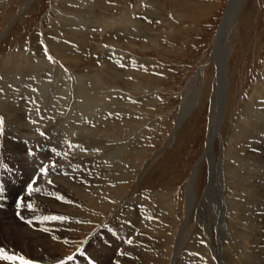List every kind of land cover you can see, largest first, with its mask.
I'll return each mask as SVG.
<instances>
[{
	"label": "rangeland",
	"instance_id": "obj_1",
	"mask_svg": "<svg viewBox=\"0 0 264 264\" xmlns=\"http://www.w3.org/2000/svg\"><path fill=\"white\" fill-rule=\"evenodd\" d=\"M84 1L0 0V73L8 71L9 68H12V73L27 76L40 71L38 65L54 54L52 52L54 41L59 38L69 40V32L75 25L74 19L80 17L83 22L80 29L86 30L83 28L85 26L88 31L84 40L80 43L76 42L79 54L67 53L68 55L64 56L66 59L63 62L66 69L71 73H86L96 68L102 69L106 86L109 90L112 89L110 92H114L108 98V103L113 104L110 106L114 108L116 107L114 103L120 102L121 105H125L123 109L128 107L120 111L119 109L109 111L108 104L105 105L108 106L105 109L110 113L105 112V118L99 119L93 125L91 132L84 131L89 132L88 136L93 138H109L113 146L123 142L124 154L116 150L114 154L107 157L106 163L103 162L105 164L99 165L103 169L107 168L110 176L113 177L111 179L112 181L114 179L115 186L112 188L123 189L119 191L111 188L110 192L108 191L110 197L102 194V197H97L93 202L89 200L90 198L82 200V208H88L89 212L85 211L80 215L78 213L73 215L70 213V208H63L49 202H45L40 211L47 216L53 213L61 215L63 218L61 222L65 225L70 226L75 219L81 223H87L86 229L79 224L70 234L71 242L63 255L65 259L63 262L68 264L69 256L74 257L69 264L76 259L80 260L83 255L90 256L89 247L96 252L99 250L105 252L102 246L96 243L106 236L107 228L108 226L110 228L112 221L125 220L139 213L141 215L135 217L139 220L136 221L137 224H141L137 225L140 230H135L137 235L139 234L136 248L139 247V250H145L150 254L151 261L148 264H215L216 262V264H230L234 260L233 264H236L244 259L248 260V257L256 261L255 264L257 262L264 264L261 259L264 258L262 253L264 252V232L262 231L264 222L257 216L258 210L264 207V191L256 190L254 193L252 188L248 189L244 185V182L236 185L232 176L236 173L242 174L241 161L238 159L241 156L238 155L243 156V162H247V167H252L251 172L249 170V173H246L252 178L251 186L254 184L258 188L259 177H262L261 174L264 173V159L260 158L264 151V138L262 139L264 131L255 132L254 137L247 139L251 142H244L246 136L241 134L242 131L246 132L248 128L250 129L255 116L247 109L248 107L244 108L245 106L251 107L259 116H264V110H259L257 107V102H264V0H241L234 28L226 38L225 43L229 47V54L226 60L227 88L224 108L221 124L219 123L213 142L209 146L211 152L208 157L204 155L208 149L212 101L218 78V63L211 58V55L215 53L214 42L230 0H180L185 2V8H180L181 4L175 3L178 0H156L158 3L155 5L156 8L149 5L150 0H86L89 3ZM104 20L105 23H103ZM33 61H36L35 66ZM190 79H193V91L196 93H194V105L192 104L182 114V107L187 97L185 87ZM41 135H44V132ZM252 143L254 146H250ZM248 151L251 152V156H247ZM9 157L6 156L2 161L8 163ZM194 169L196 172L192 186L193 199L189 209L186 210L184 205L185 201L187 202V181ZM225 170L229 173L226 174ZM7 171V165L0 167L1 174L4 175ZM214 176L216 181L220 180L217 181L219 185L210 188V192L207 193V185ZM33 179L38 181V186L32 183L30 188L24 190L25 195L22 194L16 198L17 202L12 200L11 207L22 210L25 203L31 200L30 198L39 196L41 191L38 188L52 182L42 174L34 175ZM132 181L133 183H130ZM117 182L119 185L116 184ZM122 182H124L123 185ZM207 195L208 203L204 207V196ZM114 196L117 198L115 199ZM25 198L27 201H24ZM122 205H124L123 209ZM150 205L152 207H149ZM124 209L128 211L125 212ZM256 209L257 212H255ZM239 218L242 221H239ZM49 220H39L37 225L43 224L42 227H44V224L52 223V219ZM237 221L244 223L241 225L243 228L237 227ZM157 222L161 223L157 224ZM216 222L219 224L217 225ZM253 222L255 224L251 226ZM52 228L50 226L47 231L55 229ZM46 229L48 228L44 227V230ZM141 229L144 231L141 232ZM153 230L158 231V234L155 233V235ZM114 232L112 233L115 234ZM159 237H163L159 241L165 238L167 241L169 237L170 245L165 240V242L162 241L163 243L158 242L156 238L160 239ZM126 242L127 240H122L124 250L131 243ZM91 243L96 245L90 246ZM139 243L140 246L143 245L141 248ZM236 243L239 244V250L236 249L237 258L236 256H231L235 259L230 258V254L226 253L235 248ZM213 245L216 247L214 248ZM114 256L117 261L122 257H117L116 254ZM82 263L87 262L82 261Z\"/></svg>",
	"mask_w": 264,
	"mask_h": 264
},
{
	"label": "bare ground",
	"instance_id": "obj_2",
	"mask_svg": "<svg viewBox=\"0 0 264 264\" xmlns=\"http://www.w3.org/2000/svg\"><path fill=\"white\" fill-rule=\"evenodd\" d=\"M154 1L156 3H154ZM163 1H165V0H163ZM86 2H88V1H86ZM150 2L151 3L149 5L153 6V7H155V5L158 4L156 0H150ZM175 3L181 4L180 8H185V6H184L185 2L178 0ZM240 3H241V0H230L229 1L228 5H227V11H226L225 17L223 18V20L220 24V27L218 29V33L216 35V41L214 42L215 53L213 56L211 55V58L214 59V61L216 63H218V65H217L218 78L216 81L217 85H216V90H215V93L213 96V101H212V109H211V117H210V129H209V133H208V142L209 143H208V149L204 155L205 157L206 156L208 157L210 155L211 151H210L209 146L213 142V138L215 136L216 129H217V127L221 121V115L223 112L222 109L224 108L223 105H224V101H225V92H226V88H227L226 87L227 86V84H226L227 80L225 77V75H226V60H227V57L229 54V47H227L225 42H226L227 36L229 37L230 31H232L234 28L238 9L240 8ZM190 5H189V7H190ZM87 7H88V5H87ZM186 8H188V7L186 6ZM74 20L75 21L73 23L75 25L73 28H71V32H69L70 33L69 34L70 36L68 37L69 40H64V39L62 40V38H59L56 41H54L53 48H52V50H53L52 52L54 54H53V56L49 57L48 60H46V61H44L38 65V68L40 69V71L38 70V72H33L31 76L22 75L20 73L19 74L18 73H12V71H11L12 68H9L8 71L4 70L5 71L4 73H0V118H3V124L0 125V167L7 165V168H8V171L6 174L3 175L0 173V249H3L5 254L12 255V256L16 257V259H14V260L0 259V264H21V259H20L21 257L24 260L34 262V264H60L61 261H63V260L65 261L63 255H64V253H66L65 252L67 250L66 248H67L68 244L71 242L70 234L72 233V231L75 230V227H77L79 224L84 226V228L82 227L83 229H86L88 227V226H86L87 223H83V222L81 223L79 220L77 221L75 219L70 224V226L65 225L61 222L62 219H59V218H61V215H59V214L53 213L50 216L41 214L40 211L42 210L43 205L45 204V202H49L53 205L63 206V208H70L69 209V210H71L70 213H73V215H74V213H78L80 215L82 212L88 211V208L87 209L85 207L82 208V204H81L82 200H84L86 198H88V199L90 198L89 200H91L93 202V201H95V199L97 197H99V196L102 197V194L108 195L109 189H111L112 186H115L113 183L114 179L112 181L111 178H113V177L110 176L109 170L107 168L103 169L102 166H99V165L102 164L103 162H105V160H108L107 157L111 154H114L113 152L116 150H118L117 152H120V153L122 152L124 154L125 153V150H124L125 146H124L123 142L120 143L118 146H113L112 144H110V141L108 140L109 138L108 139L107 138H104V139L103 138H100V139L99 138H93V137L88 136V134L93 129V127H94L93 125L99 119L105 118L106 113H110L109 111H112V109H119L118 111H120L121 109H123V107L125 105L124 104L121 105L120 102L118 104V102H117V103H114V104H116V107L113 108L110 106L113 104L108 103L109 95L114 94V92H110L112 89L109 90L108 89L109 87L106 86L107 84H105L103 77H102V72H103V71L101 72L102 69L96 68L95 70H89L86 73H84V72L83 73H71L70 71H68L66 69V66L63 62V60L66 59V58L64 59V56L68 55V54H71V55H78L79 54V52H78L79 49H78L76 42L80 43L82 40H84V37L87 34L86 31H88L87 28H85V26L83 28L86 30L80 29L83 26L82 25L83 22H82V19H80V17L75 18ZM83 21H85V20L83 19ZM103 23H105V20ZM98 24H99V22H98ZM92 27H94V26H92ZM213 51H212V54H213ZM6 59H9V58H6ZM35 59H37V58L35 57ZM40 60H42V59H40ZM33 62L32 63L35 66L36 61H33ZM103 74H105V72ZM259 90L261 91L263 89H259ZM185 92H186L187 97H186L184 105L182 107V114L193 104L194 99H195L194 95L196 93L193 91V79H190L189 82L187 83V85L185 87ZM260 94H261V92H260ZM261 95H263V94H261ZM107 104L109 106V107L107 106L108 110H109L108 112H107V109H105V108H107L105 106ZM257 104H258V106L257 105H255V106H257L259 110L263 111L264 108L263 109H261V108L264 107V102L263 103L257 102ZM246 107H248L247 109L251 112V114L252 113L255 114L254 122L252 123V125L250 127V129L251 128L252 129L250 130L248 128L250 131L247 129L246 132L242 131L241 134L246 136L245 137L246 140L244 139L245 140L244 142H246V141L251 142L250 140H247V139H249L250 137H254L255 132H257V133L261 132L262 133L264 131V116L262 114H261L262 116H259L251 107L245 106L244 108H246ZM258 109H256V110H258ZM244 113H247V112H244ZM184 115H182V116H184ZM185 117H186V115H185ZM84 131H89V132L87 133ZM43 132H44V135H41V133H43ZM235 133H236V131H235ZM92 134H94V133H92ZM104 135H106V134H104ZM109 136L111 137V135H109ZM234 136H232V137H234ZM113 138L115 139V137H113ZM234 138H236V137H234ZM263 138H264V136H262V139ZM118 142H120V141H118ZM250 146H254V144L252 143V145H250ZM250 154H251V152L248 151L247 156H251ZM115 155H113V156H115ZM118 155L116 157H118ZM6 156H8V157L10 156L7 159L8 163H6L5 161H2V160H5L4 158ZM235 156H237V155H235ZM238 156H241V158H238V159H240V161H241V167L240 168H242V169H240V171L242 174L235 172L236 175H234V174H232V172H230V174H232V176H233V181L236 182V185H240V183L244 182V185H246V187L248 189L252 188V191L254 193L256 192V190L257 191H261V190L264 191V173L261 174L262 177H259L260 179L258 181L260 183L258 184V188L255 187L254 184H252V186H251V183L253 182V181H251L252 178L248 177V175H246V173H249V170L251 172L252 167L251 168L247 167V162L246 163L243 162L244 159H243L242 155H238ZM46 158H47V160H46ZM260 158L264 159V151L261 153ZM113 160H115V159H113ZM109 161L112 162V160H109ZM35 162H39V163L41 162V163L36 164ZM210 162H212V161H210ZM105 163H103V164H105ZM140 165H141V163H140ZM213 167H214V165H213ZM143 168H144V166H143ZM42 169H43V171H42ZM123 170H125V169H123ZM227 170L224 171L226 174L229 173V172H226ZM233 170H236V169H233ZM95 171H97V172L95 173ZM195 172L196 171L194 169L192 172V175L189 177V181H187V192H186L187 202L184 200L185 201L184 206H185L186 210H188L189 206L192 204V199H193L192 186H193V182H194ZM263 172H264V169H263ZM125 173H126V170H125ZM222 173H223V171H222ZM36 174H42L46 178L51 179L50 180V181H52L51 184H48V183L43 184V186H41L42 188L41 187H40V189L38 188V190L41 191V193L39 194L38 197H35L36 196L35 195L34 198H30L31 200H28V201L26 200L27 198H25L24 201H27V202L25 203L24 208L22 210L15 209V208L11 207V205L13 204L12 200H15L17 202L16 198H18V196H22V194H24V190L26 188H30L29 185H31L32 183H35V185L38 186V181L33 179V176ZM115 174H117V173H115ZM117 177H118V175H117ZM122 178H120V179H122ZM228 178H230V177H228ZM210 179H209V181H210ZM84 180H87V181H84ZM217 181H220V180L218 179ZM217 181H216L215 176H214L213 179L207 185L208 186L207 193L210 192L209 191V190H211L210 188H212L216 185L217 186L219 185V184H217ZM115 182H116V180H115ZM123 183L124 182H122V185H123ZM130 183H133V181ZM230 183H232L231 180H230ZM116 184L119 185L118 182ZM121 187H123V186H121ZM247 188H245V189H247ZM112 189H116V188H112ZM121 189H123V188H121ZM116 190H119V189H116ZM115 193H117V192H115ZM259 193H261V192H259ZM117 196H118V194H117ZM28 197H30V196L28 195ZM157 197L159 198V196H157ZM204 197H205V199L203 201V204L204 203L205 204L203 206L206 207V203H208V195L204 196ZM116 198L117 197H115V199ZM129 198H127V199H129ZM119 199H120V196H119ZM158 200L161 202L160 199H158ZM79 201H80V205H79ZM101 201H102V198H101ZM96 202H97V200H96ZM209 202L211 203V201H209ZM28 203H30V204H28ZM125 203H126V205H129V204H127V202H125ZM227 203H228V201H227ZM242 203L243 202H241V205H243ZM22 204H24V203H22ZM122 204H123V202H122ZM133 205L134 204H132V206ZM226 205L228 206V204H226ZM241 205H239V207ZM253 205H255V203ZM122 206L123 207H121V208L123 209L124 205H122ZM180 206H182V205L180 204ZM149 207H152V206L150 205ZM160 207H161V205H160ZM253 207H255V206H253ZM259 207H260V205H259ZM235 208H238V207L235 206ZM241 208H243V207H241ZM245 208H246V206H245ZM144 209L145 208H143V210ZM229 209H231V208H229ZM233 209H234V207H233ZM143 210H142V212H143ZM154 210H156V209H154ZM126 211H128V209L125 210V212ZM120 212H122V210H120ZM131 212H133V211H131ZM241 212L242 211H240V213ZM255 212H257V209ZM94 213H91V214H94ZM143 213H144V215H146L145 211ZM257 213H258L257 216L261 217L263 220L262 222H264V207L261 208L260 210H258ZM17 214H18V216H17ZM125 214H127V213H125ZM125 214H123V215H125ZM155 214H157V213H155ZM226 214H227V212H226ZM250 214H249V216H250ZM135 215H136V213H135ZM139 215H141V214L138 213L136 216H139ZM217 215H219V214H217ZM224 215H225V213H224ZM136 216L128 217V218H130L129 220H128V218H126L125 220H118V219L115 221L111 220L113 223L110 224V228L108 226L106 236L101 241H98V243H96V244H100L106 253L102 250H99L96 252L93 248L89 247L88 251L91 253V255L90 256L83 255V256H81L80 260L76 259V261L73 262L72 264H84V263H82V261L87 262L86 264H142V263L148 264L151 261L150 254H148V252L145 250L144 251L143 250L141 251V249L139 250V247H138V249L136 248L138 246V244L136 245V242L138 243L137 239L139 238V236H138L139 234L137 235V232H136L139 229V228H137L138 227L137 225H139V224H137L136 221H139V220H136V218H135ZM123 217H125V216H123ZM212 218H213V216H212ZM44 219L45 220L52 219V223L50 222V224H44V227L48 228L46 230H44V227H42L43 224L37 225L39 220L45 221ZM96 219H97V217H96ZM144 219H145V216H144ZM187 219L188 218H186V220ZM131 220H132V222H131ZM151 220H153V219H151ZM240 220L241 219L239 218V221ZM255 220H257V219H255ZM89 221H90V219L88 220V222ZM164 221H165V219H164ZM109 222H110V220H109ZM149 222H150V220H149ZM235 222H236V220H235ZM145 223H147V222H145ZM151 223L153 224V222H151ZM159 223H161V222H159ZM159 223L157 222V224H159ZM202 223H203V221H202ZM229 223H231V221ZM216 224L218 225L219 223L216 222ZM243 224L238 222L237 227L241 228L242 227L241 225H243ZM254 224L255 223L253 222L252 225L251 224L250 225L254 226ZM33 226H35V227H33ZM50 226L55 228V229L49 232L47 230L50 229ZM156 226H158V225H156ZM152 227H155V226H152ZM229 227H230V225H229ZM108 229H113V230H108ZM230 229H228V230H230ZM248 229L250 230L251 228H248ZM114 230L116 232H114ZM161 230H162V228H161ZM232 230L235 231L234 228H232ZM111 231L114 232L115 234H113ZM143 231L141 229V232H143ZM145 231H146V229H145ZM154 231L155 230H153V232ZM262 231L264 232V229ZM157 232H154V234ZM141 234H143V233H141ZM229 234H230V232H229ZM145 235H146V233H145ZM241 235H243V234H241ZM241 235H239V236H241ZM244 235H246V234L244 233ZM150 236H151V234H150ZM154 236H152V237H154ZM157 236H159V235H157ZM175 236L177 237V235H175ZM228 236H231V235H228ZM247 236H248V234H247ZM74 237H75V235H74ZM163 237H164V235H163ZM163 237L162 238L159 237L160 239H157L158 238L157 237L156 240H158V242H162V241L165 242L166 238L164 239L165 241L164 240L159 241V240L163 239ZM182 237H184V236H182ZM168 238H167L166 242L169 241ZM143 239H144V237H143ZM151 239H153V238H151ZM122 240H127L128 243L131 242L130 245L126 246L125 250H124V246L122 244ZM153 240H155V239H153ZM94 241L95 240H93V242ZM148 242H150V241H148ZM10 243H11V246H10ZM176 243H177V241H176ZM94 244L95 243H91L90 246H92ZM158 244H160V243H158ZM168 244L170 245V242H168ZM161 245H162V247H164L163 244H161ZM181 245H179V246H181ZM83 246H84V244H83ZM139 246H140V243H139ZM141 246H143V245H141ZM141 246H140V248H141ZM152 246L154 248V245H152ZM213 246H214V248L216 247L215 245H213ZM242 246H244V245H242ZM12 247H14V248H12ZM155 248H156V246H155ZM236 249L239 250V244L238 243H236L235 248L230 249L229 252H227L226 254L229 253L230 258L235 259V257H231V256L238 255V254H236ZM109 251H111V252H109ZM151 251H153V250H151ZM154 251H156V250H154ZM112 252L114 254H116L117 257L122 256V257H120L121 259H119V261H117ZM237 252H239V251H237ZM242 252L244 253L243 249H242ZM262 253H264V252H262ZM154 254H152V255H154ZM159 254H161V253H159ZM166 254H168V253H166ZM239 254H241V252ZM156 256L157 255H155V257ZM155 257H153V258H155ZM250 257H253V256H250ZM236 258H237V256H236ZM261 259L263 260V263H264V258H261ZM152 260L154 261V259H152ZM157 260L159 261V259H157ZM214 261H215V259H214ZM214 261H212V262H214ZM230 261L231 260L229 259V262ZM234 262H235V260L232 263L230 262V264H233ZM238 263H236V264H238ZM255 263H256V261L254 262L253 260L249 259V257H248V260L244 259L239 264H255ZM63 264H65V263L63 262ZM68 264H69V261H68ZM257 264H258V262H257Z\"/></svg>",
	"mask_w": 264,
	"mask_h": 264
},
{
	"label": "snow or ice",
	"instance_id": "obj_3",
	"mask_svg": "<svg viewBox=\"0 0 264 264\" xmlns=\"http://www.w3.org/2000/svg\"><path fill=\"white\" fill-rule=\"evenodd\" d=\"M2 124H3V118H0V125H2ZM42 171H43V169H42ZM29 187H31V185H29ZM59 219H63V218L61 217ZM0 259L14 260V259H16V257L12 256V255H7V254H5L3 249H0ZM20 259H21V264H34V262L28 261V260H24L22 257ZM67 259L69 261H71V260L74 259V257L73 256H69V257H67ZM60 264H63V261H61Z\"/></svg>",
	"mask_w": 264,
	"mask_h": 264
}]
</instances>
